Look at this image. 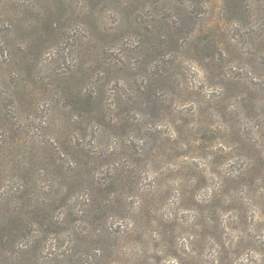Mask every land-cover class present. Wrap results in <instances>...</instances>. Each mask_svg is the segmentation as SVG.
<instances>
[{
	"label": "trees",
	"instance_id": "obj_1",
	"mask_svg": "<svg viewBox=\"0 0 264 264\" xmlns=\"http://www.w3.org/2000/svg\"><path fill=\"white\" fill-rule=\"evenodd\" d=\"M240 2L223 0L217 18L231 20L239 14L253 19L254 11L245 14ZM189 7L190 3L175 6L171 0H35L22 8L18 26L24 42L26 36L24 44H29L17 59L7 54L4 73L12 71L16 78L0 91V264H72L60 262L57 252L47 249L60 248L55 244L60 231L70 235L77 229V221L89 223L87 219H96L105 231L108 211L129 209V194L138 183L134 163L125 168L117 163L116 148L97 147L124 134L132 124L127 112L144 90L143 109L151 102V109L162 114L163 102L170 104L174 99H159L158 90L171 87L177 99L189 89L179 54L192 45L194 53L207 55L210 63L217 64L214 51L222 49L215 33L207 31L206 42L195 43L197 31L207 25V4L200 12ZM164 8L173 10L177 20L171 22L162 15ZM112 15L115 26L109 27ZM257 45H264V35L257 37ZM44 48L55 49V58L47 67L45 64L47 75L37 58L39 49ZM167 55L170 60H164ZM51 64L56 66L48 71ZM127 87L128 94L124 91ZM248 100L243 97L241 102L245 111L251 104ZM37 121L64 136L59 144L62 151L32 137L22 142L31 155L9 159L20 134L27 131L32 135ZM247 129L239 127L236 133L250 136L256 130V136L264 134V123ZM71 133L76 134L77 142L69 140ZM36 145L43 146L46 153L41 158L32 153ZM252 146L260 161L255 169L249 164L239 174L264 169L263 144ZM237 150L242 153L244 148ZM55 151L56 157L52 156ZM211 157L212 164L220 159L212 153ZM10 164L13 168L7 170ZM43 169L47 172H40ZM12 176L20 181L18 187L7 185L6 178ZM49 176L54 184L39 186V181ZM152 190L137 189L142 209L147 210V204L158 199L160 191L155 184ZM99 213L101 218H97ZM51 235L54 244L47 243Z\"/></svg>",
	"mask_w": 264,
	"mask_h": 264
},
{
	"label": "rangeland",
	"instance_id": "obj_2",
	"mask_svg": "<svg viewBox=\"0 0 264 264\" xmlns=\"http://www.w3.org/2000/svg\"><path fill=\"white\" fill-rule=\"evenodd\" d=\"M33 1L0 0V91L16 78L12 71L4 73L7 54L17 59L29 44H24L26 36L24 42L18 22L23 19L22 8ZM171 1L179 7L190 3L189 9L194 12H200L202 5L207 4V25L197 31L195 43L206 42L205 32L215 33L222 49L214 51L217 64L210 63L207 55L194 53L192 45L179 54L189 89L177 99L171 87L158 90L159 99H174L170 104L163 102L162 114L151 109V102L143 109L144 90L127 112L132 124L124 134L114 135L107 144L97 147L116 148L117 163L124 167L134 163L137 187L129 194V209L119 213L112 208L107 212L105 231H101L96 219H87L89 223L84 224L77 221V229L70 235L60 231L55 242L60 248L47 247L48 251L57 252L55 256L60 262L264 264V169L239 174L249 164L255 169L260 159L250 147L264 146V134L256 136V130L250 136L236 133L239 127L249 129L264 123V45H257V37L264 35V0H241V11L245 14L254 11L253 19L249 20L239 14L231 20L217 18L223 0ZM162 15L171 22L177 20L173 10L164 8ZM113 18V15L108 18L109 27L115 26ZM8 39H12L11 45L5 43ZM54 52V48L39 49L37 58L44 75H47L45 64L55 58ZM170 59L167 55L164 60ZM55 66L51 64L48 71ZM124 91L128 94V87ZM243 97L249 99L255 110L251 104L245 107L248 111L241 108ZM39 121L34 125L38 131L20 134L16 151L9 153V159L31 155L26 143L32 137L62 151L59 144L64 136ZM68 136L69 140L78 141L76 134ZM203 139L207 142H202ZM240 146L244 148L242 153L237 150ZM32 153L34 158L46 154L41 145H36ZM211 153L214 158L220 157L215 159L216 164L209 158ZM260 153L264 163V153ZM52 156L56 157V151ZM10 166L7 170L13 168ZM50 176L40 180L39 186L54 184ZM5 181L12 187L21 184L16 176ZM154 184L160 195L155 202H147V210L142 209L137 189L146 187L149 193ZM102 216L99 213L97 218ZM52 238L53 235L49 236L48 244H54Z\"/></svg>",
	"mask_w": 264,
	"mask_h": 264
}]
</instances>
